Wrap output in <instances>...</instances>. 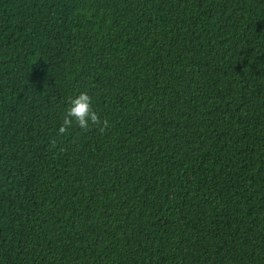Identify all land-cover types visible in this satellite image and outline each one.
<instances>
[{
	"label": "trees",
	"instance_id": "obj_1",
	"mask_svg": "<svg viewBox=\"0 0 264 264\" xmlns=\"http://www.w3.org/2000/svg\"><path fill=\"white\" fill-rule=\"evenodd\" d=\"M0 264H264V0H0Z\"/></svg>",
	"mask_w": 264,
	"mask_h": 264
},
{
	"label": "clouds",
	"instance_id": "obj_2",
	"mask_svg": "<svg viewBox=\"0 0 264 264\" xmlns=\"http://www.w3.org/2000/svg\"><path fill=\"white\" fill-rule=\"evenodd\" d=\"M69 107L66 110L63 122L58 128L57 136L68 134L73 124L83 132L98 129L101 134L109 128V121L101 116L93 108V97L87 91L79 93L74 99H69Z\"/></svg>",
	"mask_w": 264,
	"mask_h": 264
}]
</instances>
